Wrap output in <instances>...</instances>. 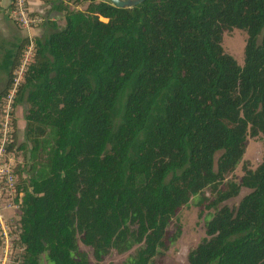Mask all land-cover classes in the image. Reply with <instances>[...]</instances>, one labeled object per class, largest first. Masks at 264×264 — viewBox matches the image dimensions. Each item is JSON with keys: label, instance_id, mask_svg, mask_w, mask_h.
I'll return each instance as SVG.
<instances>
[{"label": "trees", "instance_id": "1", "mask_svg": "<svg viewBox=\"0 0 264 264\" xmlns=\"http://www.w3.org/2000/svg\"><path fill=\"white\" fill-rule=\"evenodd\" d=\"M42 1L54 18L40 27L60 30L34 38L14 104L25 130L19 142L13 119L7 146L24 157L13 264L43 255L92 264L79 243L97 262L116 252L130 254L122 264H154L179 211L206 190L214 198L199 206L215 214L188 264H264V153L255 170L230 178L249 139L264 134V0H147L132 9ZM234 29L247 35L243 67L222 45ZM27 43L3 60L0 110Z\"/></svg>", "mask_w": 264, "mask_h": 264}, {"label": "rangeland", "instance_id": "2", "mask_svg": "<svg viewBox=\"0 0 264 264\" xmlns=\"http://www.w3.org/2000/svg\"><path fill=\"white\" fill-rule=\"evenodd\" d=\"M43 14L45 15L46 18L50 19L49 18L51 17L50 15L46 14L45 12H43ZM53 18L54 17H51V19ZM7 21L13 27L8 23L7 25L5 24V27L9 26L8 28L5 27L1 28L0 33H2V31L5 29L10 31L7 32L6 34L7 38L4 41L8 42L9 44H15V43L20 44V41L22 40L24 41L27 39V36L28 34L31 33V31L30 33L25 32L26 34H22L21 32L23 31L21 29L15 26L8 19ZM0 24L2 23L0 22ZM63 25H64L63 22H59V26H63ZM13 28H16L17 30L16 32H14L15 34L11 32L12 30L15 31V29ZM59 30L60 28H57V30H51L50 28V32H56ZM31 37L35 38V36H33L32 34ZM246 40H247L246 33L239 29H234L232 32H225L223 37L222 45L225 53L232 56L237 61L238 65L241 67H243L245 63L244 53H245ZM28 44H29V39H28V43L25 45V48L20 58V63L16 70H18L23 60L24 53L26 51V47ZM24 112L25 111L23 107H18L14 115L16 131H17L16 137L19 142L24 141V130H25ZM263 153H264V134H260L257 138H250L246 153L241 163L237 166L233 175H231L230 178H235L234 180L239 181L244 174L243 171L244 168L255 170L262 162ZM19 154L21 156H17V157L21 162L24 163L23 154L21 152H19ZM22 176L20 174L21 179ZM244 194H246V191H243V195ZM203 195L210 199L214 198L211 196L209 190H206ZM203 195L200 194L194 195L190 203L179 211L177 218L173 220L169 228V238H168L169 248L167 251L164 252V255L159 256L154 260V264H188L187 259L190 250L198 246L201 243V241L204 238H206V222L210 221L213 215L215 214V210H209L205 207L199 206V203L201 202ZM238 201L239 199L232 200L229 202V204L230 206H233L237 204ZM2 214L4 217H14L15 219H19V213L14 209H8L6 211H3ZM177 225L181 228V234L177 238V240L174 241L173 236L176 233ZM79 247L82 251L88 254L92 264H122L130 255V254L119 255L116 252H113L111 255L104 258L103 261L97 262L95 261L92 254V250L90 248L85 247L80 243H79ZM40 264H53V263L48 260L47 255H43Z\"/></svg>", "mask_w": 264, "mask_h": 264}, {"label": "built area", "instance_id": "3", "mask_svg": "<svg viewBox=\"0 0 264 264\" xmlns=\"http://www.w3.org/2000/svg\"><path fill=\"white\" fill-rule=\"evenodd\" d=\"M29 0H12L8 16L24 32L30 33L39 28L47 18L43 13L33 12L28 6ZM29 44L26 47L23 60L16 70L13 82L1 105L0 113V264H13L12 257L21 252L18 248L20 234V207L24 193L19 190V177L16 173L22 164L14 153L8 151L11 142L12 123L14 119V104L24 75L33 61L34 37L28 34ZM14 209L19 213V219L4 217L3 211Z\"/></svg>", "mask_w": 264, "mask_h": 264}, {"label": "crops", "instance_id": "4", "mask_svg": "<svg viewBox=\"0 0 264 264\" xmlns=\"http://www.w3.org/2000/svg\"><path fill=\"white\" fill-rule=\"evenodd\" d=\"M11 3H12V0H0V22L2 23V24H0V30L2 27H5V24L7 25L9 23L7 21V19L9 21H11L9 19V16H8ZM28 6L33 12H37V13L45 12L48 15L50 14L49 10H50L51 6L44 3L42 0H30L28 3ZM50 16L54 17L53 14H51ZM8 27L9 26H6L5 28H8ZM13 29H15V31L12 30L11 31L12 33L17 31L16 28H13ZM7 32H10V31L5 29L2 31V33H0V92L5 89L6 84L8 82V77H7L6 73L1 68V66L3 64V60L8 53L15 50V45H16V43L15 44H9L8 42L4 41L7 38L6 37ZM21 33L26 34L24 31ZM49 33H50V29H48L45 25L43 27L33 29L30 34L35 36V38H37V37L43 38L44 36H46Z\"/></svg>", "mask_w": 264, "mask_h": 264}, {"label": "water", "instance_id": "5", "mask_svg": "<svg viewBox=\"0 0 264 264\" xmlns=\"http://www.w3.org/2000/svg\"><path fill=\"white\" fill-rule=\"evenodd\" d=\"M147 0H109V2L120 9H132Z\"/></svg>", "mask_w": 264, "mask_h": 264}]
</instances>
